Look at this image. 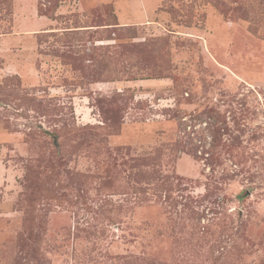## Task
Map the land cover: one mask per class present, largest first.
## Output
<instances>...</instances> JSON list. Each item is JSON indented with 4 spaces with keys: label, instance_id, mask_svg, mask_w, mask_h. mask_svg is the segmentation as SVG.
Masks as SVG:
<instances>
[{
    "label": "rangeland",
    "instance_id": "rangeland-1",
    "mask_svg": "<svg viewBox=\"0 0 264 264\" xmlns=\"http://www.w3.org/2000/svg\"><path fill=\"white\" fill-rule=\"evenodd\" d=\"M0 264H264V0H0Z\"/></svg>",
    "mask_w": 264,
    "mask_h": 264
}]
</instances>
